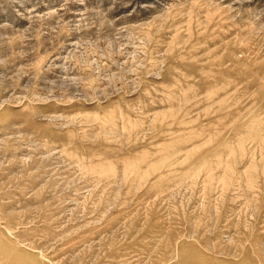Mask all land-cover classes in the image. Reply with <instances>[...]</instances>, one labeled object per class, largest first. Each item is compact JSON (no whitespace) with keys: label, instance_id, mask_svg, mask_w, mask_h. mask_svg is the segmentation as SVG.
Returning <instances> with one entry per match:
<instances>
[{"label":"rangeland","instance_id":"obj_1","mask_svg":"<svg viewBox=\"0 0 264 264\" xmlns=\"http://www.w3.org/2000/svg\"><path fill=\"white\" fill-rule=\"evenodd\" d=\"M0 264H264V0H0Z\"/></svg>","mask_w":264,"mask_h":264}]
</instances>
